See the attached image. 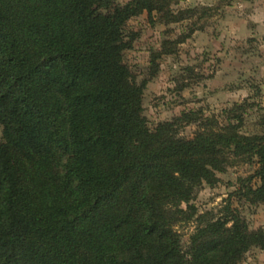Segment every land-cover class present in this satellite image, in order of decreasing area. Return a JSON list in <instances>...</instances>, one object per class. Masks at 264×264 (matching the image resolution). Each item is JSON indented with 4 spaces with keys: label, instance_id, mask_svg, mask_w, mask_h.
<instances>
[{
    "label": "trees",
    "instance_id": "16d2710c",
    "mask_svg": "<svg viewBox=\"0 0 264 264\" xmlns=\"http://www.w3.org/2000/svg\"><path fill=\"white\" fill-rule=\"evenodd\" d=\"M177 2L0 0V264H239L264 247L230 199L217 214L191 203L237 162L257 167L236 194L264 202V116L251 135L232 121L241 104L224 124L190 110L150 129L123 60L143 12L189 21L180 42L203 29L211 8ZM193 218L183 250L175 226Z\"/></svg>",
    "mask_w": 264,
    "mask_h": 264
},
{
    "label": "rangeland",
    "instance_id": "374dc122",
    "mask_svg": "<svg viewBox=\"0 0 264 264\" xmlns=\"http://www.w3.org/2000/svg\"><path fill=\"white\" fill-rule=\"evenodd\" d=\"M128 1L115 0L119 4ZM229 1V7H226ZM263 2L178 0L172 6L174 11L218 8L210 9V14L200 19L202 31H194L182 42V37L188 34L189 21L164 24L156 13L149 21L146 12L126 21L125 35L133 39L131 47L123 53V60L136 83H145L143 115L150 129L190 110L214 116L224 124L232 115L225 111L241 104L244 109L240 121L232 119L239 132L251 135L263 131L259 119L264 116V91L261 87L264 86V38L261 39L259 33L247 34L238 30L242 21L249 28L253 25L251 15L263 6ZM229 16H232L231 21ZM164 41H175L166 47V50H172L169 54L163 53ZM196 129V124H189L181 127L179 132L181 136L190 138ZM256 167L255 162H237L227 166L223 172H216L219 180L215 185L203 183L195 192L191 203L197 214H217L224 201L230 199L249 229H261L264 233V202L250 203L236 194L240 179L253 174ZM253 183L258 185L256 179ZM196 225L193 218L175 226L183 250L187 248ZM239 264H264V247L251 248Z\"/></svg>",
    "mask_w": 264,
    "mask_h": 264
},
{
    "label": "crops",
    "instance_id": "0c3cea01",
    "mask_svg": "<svg viewBox=\"0 0 264 264\" xmlns=\"http://www.w3.org/2000/svg\"><path fill=\"white\" fill-rule=\"evenodd\" d=\"M263 1L264 0H262V2ZM226 7H229V5H227ZM230 18H232V16L228 17V20L231 21L232 19H230ZM251 18L253 20V25H252L253 27L250 26V28H249L246 25H243V21H242V23H240L241 27H239L238 30L239 31L241 30L247 34L248 33H250V34L251 33H259V35L261 36V39L264 38V2H263V6L259 7V9H256L255 13H253L251 15ZM198 31H200V30H198ZM232 32H236V30H233Z\"/></svg>",
    "mask_w": 264,
    "mask_h": 264
},
{
    "label": "water",
    "instance_id": "95a60500",
    "mask_svg": "<svg viewBox=\"0 0 264 264\" xmlns=\"http://www.w3.org/2000/svg\"><path fill=\"white\" fill-rule=\"evenodd\" d=\"M262 88H263V91H264V86H262Z\"/></svg>",
    "mask_w": 264,
    "mask_h": 264
}]
</instances>
